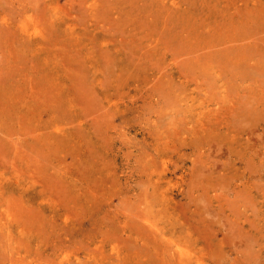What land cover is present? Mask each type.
<instances>
[{"label": "rangeland", "instance_id": "obj_1", "mask_svg": "<svg viewBox=\"0 0 264 264\" xmlns=\"http://www.w3.org/2000/svg\"><path fill=\"white\" fill-rule=\"evenodd\" d=\"M46 1L0 0V178L3 172L7 176L16 172L21 175V182L31 185L25 192L22 185L10 182L0 203L3 209L12 207L20 221L31 224L26 214L29 216L30 210L36 214L33 202L43 194L45 199L60 203L59 207L66 203L68 208L77 206L85 222L80 233L73 231L67 236H60L63 230L58 222L44 223L49 232L44 233L47 245L41 253L36 252L33 240L25 244V250L24 245L7 242L0 232V264H81L74 253L84 257L85 250L98 252L102 262L99 264H123L118 257L111 256L110 250L101 253L102 249L93 244V234L105 238V230H109L111 237L107 238L115 239L120 235L122 220L144 224L141 214L147 213V207L159 226L167 222L164 212L157 211L160 208L177 211L189 219L198 209L203 212L209 220L200 221L201 230L209 223L210 233L207 231L206 237L201 238L203 242L197 241L199 246L194 239L176 238L178 235L175 238L193 250L208 245L204 250L206 264H264V148L257 150L258 154L252 149L243 151L236 165L226 144L220 147L223 152L217 151V141H213L214 146L205 144L193 130L196 115L216 107L224 92L219 86L223 80L213 78V69L198 64L206 60V56L202 57L210 50L206 45L217 42L219 32L222 38L236 31L242 36L245 30L244 35L260 36L264 31V13L256 10L264 0H201L199 5L207 6L198 15L194 14L197 8L192 0H54L53 4ZM45 2L51 5V11ZM164 16H169V20ZM242 42L245 40L240 39L239 43ZM257 44L253 61L246 60V54H237L246 60L241 65L245 74L252 72L254 76L251 64L264 58L258 50L264 49V43ZM195 47H203V53L200 50L201 54L195 55ZM219 67L225 74L221 64ZM258 72L256 78L260 75L258 80L264 81V72ZM253 76L249 83L257 81ZM253 138L261 139L256 133ZM16 140L20 141L19 146ZM214 143L217 148L212 151ZM210 157H217L216 161L212 159L215 167L218 162L221 167L226 163L227 171L218 167L217 173L206 175ZM246 158L255 163L250 161L248 166ZM203 166L207 170L201 169ZM219 172L226 176L220 178ZM69 197H76V201ZM46 208L50 210L48 205ZM192 220L195 219L185 224ZM20 245L22 253H18Z\"/></svg>", "mask_w": 264, "mask_h": 264}, {"label": "bare ground", "instance_id": "obj_2", "mask_svg": "<svg viewBox=\"0 0 264 264\" xmlns=\"http://www.w3.org/2000/svg\"><path fill=\"white\" fill-rule=\"evenodd\" d=\"M50 1V2H49ZM54 0H48L46 1L49 4H53ZM171 1V0H170ZM201 0H192V4L196 5L194 10V14L198 15L200 14V12L202 11V9L207 6L206 4H204V6L199 5L198 2H200ZM243 1V0H242ZM248 2V0H245ZM252 1V0H251ZM256 1V0H255ZM44 2V1H43ZM45 2V3H46ZM176 2V1H175ZM205 2V1H204ZM221 2V0H220ZM246 2V3H247ZM264 2V1H263ZM46 3V5H47ZM215 4V2H213ZM230 3V2H229ZM43 4V3H42ZM47 5L48 7L51 5ZM224 4V3H223ZM222 4V6H223ZM233 4V3H232ZM235 4V3H234ZM145 5V4H144ZM143 5V6H144ZM175 5V4H174ZM185 5V4H184ZM183 5V6H184ZM203 5V3H202ZM244 5V4H243ZM45 6V4H44ZM46 6V7H47ZM146 6V5H145ZM171 6V4H170ZM209 6V5H208ZM220 6V5H219ZM235 6V5H234ZM258 6V5H257ZM55 6H52V8H54ZM136 7V6H135ZM141 7V6H139ZM203 7V8H202ZM221 7V6H220ZM247 7V6H246ZM224 8V7H223ZM243 8V7H242ZM248 8V7H247ZM258 10H256L257 12L259 11L260 13L263 12L264 13V4H259L258 6ZM50 9V7L48 8ZM190 9V8H189ZM188 9V10H189ZM246 9V8H245ZM137 10V8H136ZM144 10V9H143ZM154 10V9H153ZM160 10V9H159ZM180 10V9H179ZM226 10V9H225ZM51 11V9H50ZM55 10L53 9V12ZM158 11V10H157ZM162 11V10H161ZM192 10H189L188 12H190ZM242 10H240L241 12ZM138 12V11H137ZM144 12V11H143ZM141 12V13H143ZM182 12V11H181ZM252 12V11H251ZM55 13V12H54ZM53 13V15H54ZM163 13V11L161 12ZM160 13V14H161ZM171 13V12H170ZM203 13V12H202ZM208 13V11H207ZM220 13V12H219ZM222 13V12H221ZM224 13V12H223ZM237 13V12H236ZM243 13V12H241ZM52 14V12L50 13ZM137 14V13H136ZM139 14V13H138ZM137 14L138 18L139 15ZM189 14V13H188ZM186 14V15H188ZM191 14V13H190ZM193 14V12H192ZM232 14V13H231ZM56 15V14H55ZM168 15V13H167ZM172 15V14H171ZM175 15V14H174ZM173 15V17H174ZM178 15V14H176ZM208 15V14H207ZM233 15H235L233 13ZM150 16V14H149ZM230 16V15H229ZM53 17V16H52ZM51 17V18H52ZM57 17V16H56ZM135 17V16H134ZM153 17V16H152ZM156 17V16H155ZM166 17V16H164ZM169 16H167L166 18L169 20L168 18ZM186 17V16H185ZM189 17V16H188ZM194 17V15H193ZM200 17V16H199ZM242 17V16H241ZM159 18V17H157ZM161 18V17H160ZM164 18V19H166ZM172 18V17H171ZM177 18V17H176ZM201 18V17H200ZM205 18V17H204ZM221 18V16H220ZM244 18V17H243ZM55 19V18H54ZM58 19V18H57ZM184 19V18H183ZM190 19V18H189ZM188 19V21H189ZM233 19V18H232ZM50 20V18H49ZM210 20V19H209ZM224 20V19H223ZM51 21V20H50ZM54 21V20H53ZM57 21V20H56ZM59 21V20H58ZM57 21V22H58ZM173 21V20H172ZM195 21V19H194ZM203 21V20H202ZM222 21V20H221ZM205 22V21H203ZM223 22V21H222ZM226 22V21H225ZM228 22L232 25L235 24V21L232 20H228ZM200 23V22H199ZM206 23V22H205ZM211 23V22H210ZM220 23V22H219ZM208 24V23H206ZM241 24V23H240ZM196 25V24H195ZM211 25H214L211 23ZM216 25V24H215ZM218 25V24H217ZM198 26V25H197ZM200 26V25H199ZM204 26V25H203ZM245 27V25H243ZM176 27V26H175ZM218 27V26H217ZM215 27V28H217ZM220 29L222 28L221 26H219ZM238 27V26H237ZM236 27V28H237ZM182 28V27H181ZM198 28V27H197ZM202 28V27H200ZM239 28H243V27H239ZM246 28V27H245ZM210 28H208L207 30H209ZM214 29V28H213ZM212 29V30H213ZM232 29V28H231ZM204 30V29H203ZM222 30V29H221ZM249 30V29H248ZM196 31H198L196 29ZM211 31V30H210ZM235 31V30H234ZM246 31V30H245ZM245 31H243V35L241 36V34H237V31L235 33H230V36L228 37H224L222 38V33L219 32L217 35L219 36V39L217 40V42L213 41L211 42L210 46L206 45V48H210V50H208V53H203V51L201 50L203 47L200 48H196L195 50V55L196 54H201L200 50L202 51V57L204 58V56H206V60L205 62H201L198 61V64H202L204 65V67H209L213 69V73H214V77H218L219 79H216V81H221L223 80V83L220 84L219 82V86L222 87L224 90L223 94H222V98L221 100H217L216 104L217 106L214 108H209L207 111H201L199 112L196 116L197 118L195 119L196 121V125L193 124V130L196 133L197 137L200 139L201 142L203 143H208L211 144V146L213 145V141H217L218 146L215 144V147H212V151L213 148H217V151H220V147L224 144H226L230 150L231 153V157H233V161L234 164H238L237 160L239 158H241V155L243 153V151L248 152V150L252 149V152H257V150H262L264 147L261 146V142L264 141V138L262 140L263 134H264V81H259L258 77H260V75L256 78V74L260 73L258 71H262L264 72V58L259 60L260 62H255L256 64H251V66L253 67V71H255L254 76L252 75V72L249 73L247 72L246 74L243 71V68L241 65H243L245 63L246 60H251L253 61L254 57H255V48L254 45L255 43H258L257 45L260 44V46H262V43H264V31L260 32V36L256 37V35L252 34V35H244ZM33 32V31H32ZM31 32V34H32ZM195 32V31H194ZM202 32V31H201ZM204 32V31H203ZM206 32V31H205ZM209 32V31H208ZM240 32V31H239ZM27 33V32H26ZM197 33V32H195ZM193 33V34H195ZM215 33V32H214ZM213 33V34H214ZM29 34V33H27ZM34 34V32H33ZM202 34V33H201ZM247 34V32H246ZM196 35V34H195ZM194 35V36H195ZM24 36V35H23ZM184 36V35H183ZM252 36V37H250ZM185 37V36H184ZM186 37H190V36H186ZM206 37V36H205ZM208 37V36H207ZM206 37V38H207ZM210 37V36H209ZM213 37V36H212ZM211 37V38H212ZM43 38V37H42ZM217 38V37H216ZM32 39V37H31ZM46 39V38H45ZM210 40V38H207ZM206 39V40H207ZM240 39L242 41L245 40V42L239 43ZM253 39V40H252ZM33 40V39H32ZM214 40V39H213ZM257 40V41H254ZM24 41V40H23ZM38 41V40H37ZM205 41V39H204ZM203 41V43L205 44V42ZM208 41V40H207ZM44 42V41H43ZM35 43V42H34ZM37 43V42H36ZM207 43V42H206ZM41 44V43H39ZM43 44V43H42ZM45 44V43H44ZM201 44V43H200ZM33 45V44H32ZM203 45V44H202ZM34 46V45H33ZM107 46V45H106ZM205 46V45H204ZM220 46V47H218ZM259 46V47H260ZM37 47V45H36ZM205 48V51H206ZM264 48V45H263ZM34 49H36L34 47ZM38 49V48H37ZM40 49V48H39ZM19 50V49H18ZM264 56V49H258ZM191 52L193 51L192 49L190 50ZM187 52V51H186ZM190 52V53H191ZM19 53V52H18ZM189 53V51H188ZM189 53V54H190ZM194 53V52H193ZM238 53H243L246 54L247 58L246 60L242 59L241 57H239L237 54ZM258 53V52H257ZM213 54V55H211ZM260 54V53H259ZM211 55V57H210ZM192 56V55H191ZM194 57V54L193 56ZM199 56H197L198 58ZM201 57V56H200ZM204 58V59H205ZM186 59V58H185ZM189 59V58H188ZM186 59V60H188ZM191 59V58H190ZM194 59V58H193ZM199 59V58H198ZM242 59V60H241ZM195 60V59H194ZM197 60V59H196ZM195 60V61H196ZM215 60L218 61L219 65L214 64V62H216ZM190 61V60H189ZM195 61L193 62L195 64ZM257 61V60H256ZM249 63V62H248ZM261 63V64H260ZM220 64L222 65V67L224 68L225 74H223L220 70ZM202 65V66H203ZM245 65V64H244ZM247 66L249 64H246ZM238 66V67H237ZM239 66L240 69H239ZM247 70V69H246ZM245 70V72H246ZM257 71V72H256ZM8 73V71H7ZM10 73V72H9ZM17 75V74H16ZM262 75H264V73H262ZM244 76V77H243ZM252 76L254 77L255 82L253 83H249L248 81L250 80V78H252ZM10 77V76H8ZM18 76H16L15 78H17ZM11 78V77H10ZM22 78V77H20ZM14 79V78H13ZM25 79V78H24ZM253 79V78H252ZM11 80V79H10ZM15 80V79H14ZM20 80V79H19ZM30 80V79H29ZM226 80V81H225ZM263 80V79H261ZM2 81V80H0ZM26 81V80H25ZM215 81V82H216ZM225 81V82H224ZM4 82V80H3ZM15 82H17V80H15ZM33 82V81H31ZM36 82V81H35ZM34 82V83H35ZM214 82V81H213ZM214 82V83H215ZM252 82V81H251ZM14 83V81L12 82ZM1 84V83H0ZM6 84V81H5ZM19 84V83H18ZM32 84V83H31ZM39 84V83H38ZM44 84V83H43ZM48 84V83H47ZM14 85V84H13ZM35 85V84H32ZM46 85V84H45ZM24 86V85H23ZM41 86V85H40ZM39 86V87H40ZM7 87V86H6ZM16 87V86H15ZM25 87V86H24ZM26 87H27V83H26ZM25 87V88H26ZM33 87V86H32ZM31 87V88H32ZM42 87V86H41ZM45 87V86H44ZM52 87V86H51ZM50 87V88H51ZM5 88V87H4ZM9 88V87H8ZM19 88H21V84L19 85ZM29 88V86H28ZM48 88V87H47ZM65 88V87H64ZM227 88V89H226ZM13 89V88H12ZM22 89V88H21ZM37 89V87H36ZM41 88H39L40 90ZM43 89V88H42ZM41 89V90H42ZM46 89V88H45ZM14 90V89H13ZM11 90V91H13ZM25 90V89H24ZM23 90V91H24ZM32 89H30L31 91ZM56 90V89H55ZM67 90V88H66ZM1 91V90H0ZM19 91V90H18ZM28 91V89H27ZM30 91L25 94H29ZM44 91V90H43ZM61 91V90H60ZM6 92V91H5ZM5 92L3 93V96L5 95ZM34 92V91H33ZM48 93V91H45ZM52 92H54V90H52ZM51 92V93H52ZM71 92V91H70ZM68 91V93H70ZM1 93V92H0ZM10 93V92H9ZM13 96H14V92ZM18 93V92H17ZM22 93V92H21ZM20 93V94H21ZM35 93V92H34ZM38 93V91H37ZM65 93V92H64ZM67 93V92H66ZM65 93V94H66ZM74 93V92H73ZM11 94V93H10ZM19 94V93H18ZM17 94V95H18ZM19 94V95H20ZM46 94V93H45ZM72 94V93H71ZM70 94V95H71ZM8 95V94H7ZM39 97L41 96L40 93L37 94ZM49 95V93H48ZM57 95V94H56ZM1 96V95H0ZM9 96V95H8ZM23 95H21L22 97ZM25 96V95H24ZM36 96V95H35ZM37 96V97H38ZM12 97V96H11ZM32 97H34L32 95ZM2 98V96H1ZM10 97H7L5 99H8ZM24 99V97H22ZM29 98V97H27ZM26 98V99H27ZM31 98V97H30ZM41 98V97H40ZM43 98V97H42ZM50 98V97H49ZM47 98V99H49ZM52 98V96H51ZM57 98L58 97H54ZM11 99V98H10ZM9 99V100H10ZM13 99V98H12ZM17 100L19 99L16 98ZM21 99V98H20ZM22 99V100H23ZM25 99V100H26ZM69 99V98H68ZM29 100V99H28ZM37 100V98H36ZM46 100V97L45 99ZM42 100V101H43ZM54 100V99H52ZM1 101H3V99H1ZM11 101V100H10ZM13 102L15 100H12ZM34 101V100H33ZM51 101V99H50ZM5 102V101H4ZM3 102V103H4ZM12 102V103H13ZM18 102H20V100H18ZM23 102V101H22ZM45 102V101H44ZM6 103V102H5ZM37 103V101H36ZM46 103H48L46 101ZM23 104V103H22ZM45 104V103H44ZM43 104V105H44ZM1 105V104H0ZM3 105V104H2ZM9 105V104H8ZM19 105V104H18ZM12 106V105H11ZM25 106V105H24ZM37 106V105H36ZM76 106V105H75ZM210 106V105H208ZM4 108V106H2ZM7 107V106H6ZM32 107V106H31ZM9 108L11 109L10 105ZM16 108V107H15ZM14 108V109H15ZM21 108V107H20ZM5 109V108H4ZM31 110V108H29ZM36 109V108H35ZM34 109V110H35ZM77 109V108H76ZM9 110V109H8ZM21 110V109H20ZM33 110V109H32ZM33 110V111H34ZM2 111V110H1ZM10 111V110H9ZM17 111V110H16ZM3 112V111H2ZM15 112V111H13ZM31 112V111H30ZM16 113V112H15ZM22 113V112H21ZM24 113V112H23ZM32 113V112H31ZM13 114V113H12ZM17 114V113H16ZM20 115V113H19ZM23 115V114H22ZM21 115V117H22ZM26 115V114H25ZM28 116V115H27ZM79 116V115H78ZM24 117V116H23ZM9 120V119H8ZM7 120V121H8ZM71 121V120H70ZM1 122V121H0ZM79 122V121H76ZM192 122L194 123V121L192 120ZM75 123V122H74ZM80 123V122H79ZM4 125V123H2ZM8 124V123H7ZM71 124V123H70ZM62 125V124H61ZM65 125V124H64ZM73 125V124H72ZM5 126V125H4ZM45 126V125H44ZM49 126V125H48ZM47 126V127H48ZM60 126V125H59ZM63 126V125H62ZM71 126V125H70ZM69 126V127H70ZM1 127V126H0ZM37 127V126H36ZM39 127V126H38ZM37 127V128H38ZM58 127V126H57ZM65 127V126H64ZM75 127V126H74ZM6 128V127H5ZM23 128V127H22ZM42 128V127H41ZM40 128V129H41ZM61 128V127H60ZM34 129V128H33ZM56 129V128H55ZM59 129V128H58ZM70 129V128H69ZM43 130V129H41ZM48 130V129H47ZM10 131V130H9ZM24 131V130H23ZM31 132V130H29ZM40 131V130H39ZM8 132V131H7ZM13 133V131H11ZM14 132H18V131H14ZM2 133V132H1ZM11 133V134H12ZM32 133V132H31ZM31 133H29V135H31ZM40 133V132H39ZM256 133V137L259 138V136L261 137L260 140H255L254 134ZM258 133V134H257ZM42 134V133H41ZM44 134V133H43ZM63 134V133H62ZM66 134V133H65ZM8 135V134H7ZM10 135V133H9ZM27 135V134H26ZM35 134L33 133V136ZM52 135V134H51ZM258 135V136H257ZM15 136V135H13ZM12 136V137H13ZM22 136V135H20ZM32 136V138H33ZM37 136V135H35ZM43 136V135H42ZM47 136V135H46ZM59 136V135H57ZM26 137V136H25ZM55 137V135L53 136ZM17 138V137H16ZM29 138V137H28ZM31 138V137H30ZM36 138V137H35ZM256 138V139H257ZM4 139V138H3ZM15 139V138H14ZM26 139V138H24ZM23 139V140H24ZM38 139V136H37ZM207 140L206 142H204V140ZM5 140V139H4ZM12 140V139H10ZM22 140V138H21ZM27 140V139H26ZM17 141V140H16ZM29 141V140H28ZM14 142L15 141H11ZM20 142V141H19ZM17 141V144L19 143ZM196 142V141H195ZM199 142V141H198ZM24 144V142L22 143ZM264 144V143H263ZM246 145V146H244ZM14 146H16L14 144ZM19 146V144H18ZM25 146V145H24ZM214 146V145H213ZM217 146V147H216ZM240 146H242V148H239ZM261 146V147H260ZM23 147V146H22ZM21 147V148H22ZM209 148L211 149V147L209 146ZM228 148L227 152H228ZM18 149V148H17ZM225 149V151H226ZM259 150V151H260ZM207 151V150H206ZM210 151V150H209ZM208 151V152H209ZM222 151V149H221ZM206 152V153H208ZM223 152V151H222ZM226 152V154H227ZM263 152V151H262ZM202 153V152H201ZM204 153V152H203ZM202 153V154H203ZM217 154V152H214ZM251 153V152H250ZM259 152H257L258 154ZM205 154V153H204ZM209 154V153H208ZM215 154V155H216ZM219 154V153H218ZM249 154V153H248ZM256 154V155H257ZM169 155V154H168ZM200 155V154H199ZM222 155V154H221ZM255 155V157H256ZM263 155V154H262ZM218 157V155H216ZM254 156V155H253ZM215 157V156H214ZM217 157L215 158L217 160ZM220 157V155H219ZM218 157V158H219ZM203 158V157H202ZM249 158H251V156H249ZM248 158V159H249ZM260 158V157H259ZM197 159V158H196ZM200 159V158H199ZM198 159V160H199ZM204 159V158H203ZM214 160V158H212ZM210 158H208V166L209 169L207 171L206 175H210L213 173H217V168L221 167V164L219 166V162H218V167L214 166L213 160ZM222 159V158H221ZM258 159V158H257ZM201 160V159H200ZM214 160V161H216ZM230 160V159H229ZM228 160V162H229ZM260 160V159H259ZM258 160V161H259ZM222 162V160H220ZM245 164H247L249 166L248 163L253 162V159L250 160L249 162L247 161V158ZM220 162V163H221ZM225 162V161H224ZM257 162V161H256ZM203 163V162H202ZM255 163V162H253ZM262 163V162H260ZM226 164V163H225ZM223 165L221 167V169H225L226 170V165ZM257 164V163H256ZM206 165V164H205ZM215 165H217L215 163ZM229 165V164H227ZM255 165V164H254ZM196 166V165H195ZM207 166V165H206ZM246 166V167H248ZM245 167V165H244ZM207 167L203 166V168L201 169H206ZM243 168V167H242ZM249 168V167H248ZM160 169V168H159ZM250 169V168H249ZM252 169V168H251ZM250 169V170H251ZM204 170V173H206V171ZM221 171V170H220ZM227 171V170H226ZM224 171V172H226ZM248 171V170H247ZM254 171V170H252ZM209 172V173H208ZM224 172H219V176L220 178H224L226 176V174H224ZM250 172V171H249ZM51 173V172H49ZM252 173V172H251ZM11 174V173H10ZM18 174V175H17ZM161 174V173H160ZM203 174V173H202ZM201 174V175H202ZM229 174V173H228ZM54 175V174H53ZM214 175V174H213ZM1 176V175H0ZM21 176L19 173L14 172L13 175L11 176H7L2 175V178H0V197L4 195H6L5 190L7 189V186L9 185L10 182H15V183H19L20 185H22V191H27L30 188V184L29 182L25 181L24 183L20 181V177ZM205 176V174H204ZM229 176V175H228ZM231 176V173H230ZM34 178V177H31ZM36 178V177H35ZM208 177H205L204 180L207 181ZM39 179V177H38ZM42 179V177H41ZM44 179V178H43ZM212 179V178H211ZM220 180V179H219ZM39 181V180H38ZM70 181V180H69ZM75 181V180H73ZM40 182V181H39ZM208 182V181H207ZM206 182V183H207ZM211 182V181H210ZM220 182V181H219ZM250 182V181H249ZM41 183V182H40ZM44 183V182H43ZM76 183V182H75ZM81 184V183H80ZM156 184V183H155ZM216 184V183H215ZM219 184V183H218ZM217 184V185H218ZM79 185V184H78ZM83 185V184H82ZM210 185V184H209ZM214 185V183H213ZM212 185V186H213ZM220 186V185H218ZM222 186V184H221ZM82 187V186H81ZM79 187V189L81 188ZM223 187V186H222ZM221 187V188H222ZM248 187V186H247ZM253 187V186H252ZM35 188V187H34ZM68 190V189H67ZM76 190V189H75ZM157 190V188H156ZM64 192V191H63ZM70 192V191H69ZM86 192V191H85ZM49 194V193H48ZM59 194H61L59 192ZM58 194V195H59ZM79 195H82L80 193H78ZM163 195V194H162ZM64 196V195H63ZM69 196V195H68ZM76 196V194H75ZM86 196V194H85ZM42 197V198H41ZM5 198V197H4ZM7 198V197H6ZM67 198V197H66ZM72 198L76 201V197H69ZM34 199V198H33ZM36 200V202H35ZM34 200V204L35 207L33 208L36 212L33 213V210L31 214L28 216L26 214L27 217H30L32 220L31 224H27L25 222L20 221V219L18 217H16V213L14 211V209L12 207H6V208H1L2 204L0 203V232H2L4 234V236L6 237V241L10 242V243H14L17 242L21 245H24L25 250L27 249V246H25V244L31 240L32 243L35 242L36 244V252L37 253H41L40 250H46L45 245H47V239L44 237V233L48 234V229L46 227V224L48 223H53L54 221L58 222V224H60L59 229L63 230V232L61 233L60 236L63 235H68L70 232L73 231H78V233H80V230L82 229V226L84 225V214L81 215V213L79 211H77V206H72L70 208L74 209V213H72L68 208V203H66V205L62 203V207H59L60 203H57L51 199H45L43 194L39 196V198L37 197ZM66 200V199H65ZM68 200V199H67ZM66 200V202H68ZM2 201V200H1ZM58 201V199H57ZM82 201V200H81ZM80 201V202H81ZM87 201V200H86ZM152 201V200H151ZM84 202V201H83ZM72 203V202H71ZM82 203V202H81ZM87 203V202H86ZM85 203V204H86ZM75 204V203H74ZM77 204V203H76ZM80 204V203H79ZM48 205L50 207V210H47L46 206ZM182 205V204H181ZM65 206V207H64ZM79 206V205H78ZM87 206V205H86ZM202 207V206H201ZM263 207V206H262ZM144 208V207H141ZM219 208V207H218ZM149 207H147L146 210V214H141L143 216L142 219L144 220V224H141V222H134V223H129L128 220L124 219L121 221L122 224V228H119V232L120 235L118 234L115 239H109L108 237L110 236V232L109 230H105V234L107 235L105 238L104 236H99L96 235V233L94 232L93 235H95V238L93 239V244L97 245L101 250V253H104V251H111V256H116L119 258V261L122 262L123 264L125 263H129V264H206L207 263V254L204 250L207 249V247H209L208 245H204L202 247H199V249L197 250H193L190 248V245L183 244L181 242V240L176 239L177 237H182L188 240H195L194 244H196V246H199V243L197 241H202L203 239L201 238H205L206 237V233L208 230V227H210L209 223L207 224V227L204 225V227H202L201 230V223L200 221L204 220L206 222H208L209 219H206L202 213L200 212V210L198 209V211H195V213H193L192 217H190L191 219H195L192 220L189 224H185L187 220H191L189 219L187 216L185 215H181L177 213V211H173V210H163V209H157L158 212H160V214H163L164 212V216H166L167 218V222L163 223L161 226H159V223L154 222V218L153 217L155 214H148V210ZM173 209V208H172ZM206 210V208L204 209ZM82 211L83 207H82ZM143 211V209H142ZM156 211V210H154ZM207 211V210H206ZM85 212V211H84ZM92 213V212H90ZM144 213V212H143ZM169 213V214H168ZM189 213V212H188ZM199 213V216H197ZM32 214H34V216H32ZM36 215V216H35ZM140 216V215H139ZM153 217V218H152ZM236 217V216H235ZM137 218V217H136ZM185 219V220H181V219ZM198 218V219H196ZM240 218V217H239ZM264 218V217H263ZM87 219V218H86ZM95 219V218H94ZM93 219V220H94ZM131 219V218H130ZM235 219V218H234ZM233 219V220H234ZM91 220V217H90ZM96 220V219H95ZM219 220V219H218ZM87 221V220H86ZM182 221V222H181ZM220 221V220H219ZM262 221V220H261ZM34 222L36 223L35 225ZM188 222V221H187ZM205 222V223H206ZM212 222V220H211ZM235 222H237L238 224L240 222H238V220H236ZM213 223V222H212ZM215 223V222H214ZM260 223V222H259ZM87 224V223H86ZM113 224V223H112ZM181 224V226L179 225ZM33 225V226H32ZM57 225V223H56ZM92 225V224H91ZM98 225V224H97ZM236 225V224H235ZM252 225V224H251ZM87 226V225H86ZM99 226V225H98ZM96 226V227H98ZM242 226V225H241ZM215 227V226H214ZM106 229H109L110 227L106 226ZM150 228V229H149ZM83 229H85L83 227ZM212 229V228H211ZM89 231V230H88ZM104 231V230H103ZM84 232V230H83ZM203 232V233H202ZM82 233V231H81ZM86 233V232H85ZM88 233V232H87ZM122 233V235H121ZM178 233V234H177ZM234 233V232H233ZM239 233V231H238ZM84 234V233H83ZM102 234V233H101ZM113 234V233H112ZM111 234V235H112ZM212 234V233H211ZM257 234V233H256ZM175 235L176 236L175 238ZM213 235V234H212ZM211 235V236H212ZM232 235V234H231ZM235 233L232 235V238H234ZM82 236V235H81ZM85 236V235H84ZM113 236V235H112ZM122 236V237H121ZM210 237V234L207 235ZM230 236V235H229ZM228 238H231V236ZM238 236V235H237ZM70 237V236H69ZM114 237V236H113ZM216 237L217 234H216ZM236 237V235H235ZM259 237V236H258ZM257 237V238H258ZM65 238V237H64ZM67 238V237H66ZM122 238V239H121ZM221 238V237H220ZM219 238V239H220ZM232 238L229 239L232 241ZM256 238V239H257ZM88 239V238H87ZM212 239V238H211ZM210 239V240H211ZM35 240V241H34ZM208 240V239H207ZM89 241V240H87ZM226 241V237L225 239L221 240V244L224 243ZM212 242V241H211ZM216 242V241H215ZM218 242V241H217ZM31 244V242H29ZM80 243V242H79ZM213 243V242H212ZM211 243V244H212ZM82 244V242H81ZM201 244V243H200ZM232 244V243H231ZM21 245L19 246V250L18 253L21 252L22 253V249H21ZM76 245V243H75ZM110 245V247L108 249H106V246ZM96 246V247H97ZM201 246V245H200ZM233 246V245H232ZM224 247V246H223ZM227 247V246H226ZM18 248V245L17 247ZM229 248V247H228ZM235 248V247H234ZM230 250V249H229ZM40 251V252H39ZM228 251V250H227ZM85 255L84 257L81 256V254L79 252H75L74 256H75V260L81 264H99L102 263L101 262V258L98 252L94 251V250H85ZM232 252V251H231ZM20 253V254H21ZM225 253V252H224ZM227 254V253H225ZM22 257V255H21ZM20 258V256H19ZM86 262L83 261V259H86ZM235 259V258H234ZM244 259V258H243ZM217 261H214V263H216ZM240 263V262H239Z\"/></svg>", "mask_w": 264, "mask_h": 264}]
</instances>
